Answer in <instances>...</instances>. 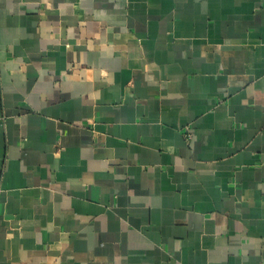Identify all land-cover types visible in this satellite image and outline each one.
<instances>
[{"label": "crops", "instance_id": "0c3cea01", "mask_svg": "<svg viewBox=\"0 0 264 264\" xmlns=\"http://www.w3.org/2000/svg\"><path fill=\"white\" fill-rule=\"evenodd\" d=\"M0 264H264V0H0Z\"/></svg>", "mask_w": 264, "mask_h": 264}]
</instances>
